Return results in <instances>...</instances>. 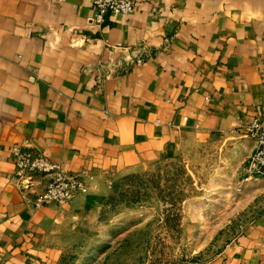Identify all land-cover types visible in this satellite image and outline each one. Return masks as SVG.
<instances>
[{"label": "crops", "instance_id": "0c3cea01", "mask_svg": "<svg viewBox=\"0 0 264 264\" xmlns=\"http://www.w3.org/2000/svg\"><path fill=\"white\" fill-rule=\"evenodd\" d=\"M134 1L97 26L92 0H0V264H57L111 178L207 143L230 154L241 190L263 192L246 128L264 115V0ZM15 145L81 173L87 193L35 208L48 177L18 179ZM256 202L195 264H264Z\"/></svg>", "mask_w": 264, "mask_h": 264}, {"label": "rangeland", "instance_id": "374dc122", "mask_svg": "<svg viewBox=\"0 0 264 264\" xmlns=\"http://www.w3.org/2000/svg\"><path fill=\"white\" fill-rule=\"evenodd\" d=\"M230 161L207 143L111 178L109 194L65 238L57 264L208 262L242 231L256 201L264 207V188L241 190L226 171Z\"/></svg>", "mask_w": 264, "mask_h": 264}, {"label": "built area", "instance_id": "2783aa9c", "mask_svg": "<svg viewBox=\"0 0 264 264\" xmlns=\"http://www.w3.org/2000/svg\"><path fill=\"white\" fill-rule=\"evenodd\" d=\"M135 4L134 0H92L96 14L91 21L98 26L108 16H127L134 11ZM246 134L255 142L246 169L250 175L264 178V115L250 118ZM11 152L18 179L23 180L32 175L48 177L45 189L33 201L35 208L64 205L72 202L77 195L87 193V185L81 173L67 172L60 164L49 160L41 152L29 151L18 145L13 146Z\"/></svg>", "mask_w": 264, "mask_h": 264}]
</instances>
